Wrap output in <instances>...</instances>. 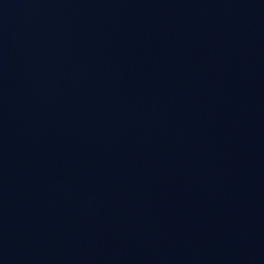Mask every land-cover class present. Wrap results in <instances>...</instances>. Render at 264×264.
<instances>
[{"label":"water","instance_id":"95a60500","mask_svg":"<svg viewBox=\"0 0 264 264\" xmlns=\"http://www.w3.org/2000/svg\"><path fill=\"white\" fill-rule=\"evenodd\" d=\"M0 264H264V74L127 120L1 192Z\"/></svg>","mask_w":264,"mask_h":264}]
</instances>
